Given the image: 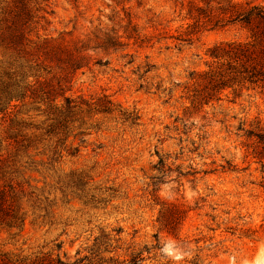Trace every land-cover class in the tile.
Masks as SVG:
<instances>
[{
	"label": "rangeland",
	"instance_id": "374dc122",
	"mask_svg": "<svg viewBox=\"0 0 264 264\" xmlns=\"http://www.w3.org/2000/svg\"><path fill=\"white\" fill-rule=\"evenodd\" d=\"M10 1L0 0V15ZM24 1L32 40L70 44L97 30L122 35L131 19L150 42L138 48L130 41L131 65L119 54H92L110 64L77 72L66 93L86 100L105 95L136 111L138 127L85 118L81 130L90 128L91 135L79 153L51 161L44 143L38 150L7 147L10 123L0 122V264L44 254L72 264H264V163L243 136L264 126V97L227 95L199 111L181 99L189 73L204 68L206 50L243 38L239 28L181 43L176 39L191 24L179 11L182 0ZM6 61L0 48V90ZM145 63L154 69L141 78L137 67ZM17 119L42 127L34 113ZM77 126L69 127V142ZM23 134L30 141L40 136ZM159 157L165 167L157 172ZM81 172L86 185L76 188L71 178ZM163 207L182 211L174 232L160 226Z\"/></svg>",
	"mask_w": 264,
	"mask_h": 264
},
{
	"label": "trees",
	"instance_id": "16d2710c",
	"mask_svg": "<svg viewBox=\"0 0 264 264\" xmlns=\"http://www.w3.org/2000/svg\"><path fill=\"white\" fill-rule=\"evenodd\" d=\"M178 4L179 11L184 12V18L191 22L187 26L190 30L184 39L179 36L176 39L178 42L189 43L192 37L203 32L231 27H238L243 34L241 39L220 42L208 48L204 68L189 73L190 85L186 83L182 87L181 99L188 102L190 109L199 111L220 102L227 95L240 98L243 93L250 91L264 97V4L248 0H188L186 3L182 0ZM7 6L0 15V48L7 56L8 68L7 82L0 90V122L5 123L8 119L10 123L7 128L10 133L4 132L7 147L38 150V146H43L44 143L51 154L49 159L54 161L62 157V152L71 157L79 153L80 144H84V138L91 135L90 128L81 130L85 125V118L110 117L128 128L139 126L140 116L136 111L122 109L105 95L86 100L66 94L77 72L110 64L109 61L103 63L102 60L93 58L92 54H119L121 58H129L125 65L133 63L132 57L127 53L130 41L133 42L132 46L140 48L150 40L139 35L131 19H127L122 35L114 30H97L91 37L68 44L53 38L30 39L32 16L25 1L11 0ZM137 69V72L143 70L140 74L142 78L154 69V65L145 63ZM175 87L179 88V85ZM18 108V111H12ZM30 113L43 118L42 127L17 119L20 115L29 116ZM75 123H78L77 129L80 131L69 142V127ZM25 131L38 133L40 136L35 141H30L23 134ZM243 136L248 143L247 148L252 150L251 155L263 166L264 126H258L257 131H245ZM76 138L79 144L74 147ZM164 167L165 160L159 157L154 170L160 172ZM73 175L75 178H71V185L76 188L86 185L82 172ZM150 180L158 182L156 177H151ZM181 214L182 211L163 207L159 213L160 226L174 232L178 220L182 218ZM113 232L116 233L115 236L120 234V231ZM112 241L116 243L119 240H108ZM137 261H132V264ZM1 262L72 264L59 255L52 257L48 254L32 260ZM125 263L124 261L123 264Z\"/></svg>",
	"mask_w": 264,
	"mask_h": 264
}]
</instances>
